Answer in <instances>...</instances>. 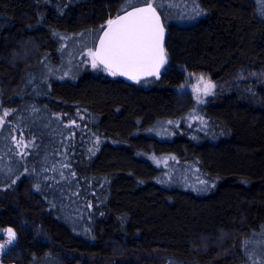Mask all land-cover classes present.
Masks as SVG:
<instances>
[{
	"label": "trees",
	"instance_id": "trees-1",
	"mask_svg": "<svg viewBox=\"0 0 264 264\" xmlns=\"http://www.w3.org/2000/svg\"><path fill=\"white\" fill-rule=\"evenodd\" d=\"M128 2L0 0L3 261L264 264V78L206 104L178 90L264 69V0H148L166 62L139 81L84 51Z\"/></svg>",
	"mask_w": 264,
	"mask_h": 264
},
{
	"label": "snow or ice",
	"instance_id": "snow-or-ice-1",
	"mask_svg": "<svg viewBox=\"0 0 264 264\" xmlns=\"http://www.w3.org/2000/svg\"><path fill=\"white\" fill-rule=\"evenodd\" d=\"M136 2L145 3L146 7H133L129 0L127 6L133 7V10L116 19H109L107 27L103 28L98 47L95 51L90 49L88 55L93 68L103 65L113 76L119 74L139 81L141 75L159 74L165 62V52L162 46L164 28L156 8L148 0ZM199 83L204 84L205 95L210 94L215 87L211 81H205L204 77L199 78ZM196 91L199 92L200 89L197 88ZM196 99L201 102L199 95ZM8 114L7 111L4 113L5 116ZM7 233L8 243H11L15 239V233L12 229H7Z\"/></svg>",
	"mask_w": 264,
	"mask_h": 264
},
{
	"label": "rangeland",
	"instance_id": "rangeland-1",
	"mask_svg": "<svg viewBox=\"0 0 264 264\" xmlns=\"http://www.w3.org/2000/svg\"><path fill=\"white\" fill-rule=\"evenodd\" d=\"M151 2H153V0H151ZM87 45L89 46V40H87L85 43L84 51H85V55L87 54L86 55V58L88 59L87 61L90 64H92L91 63V57L88 55V52H89L88 50L90 47L87 48ZM92 51H94V48ZM108 74L111 77L113 76L109 72H108ZM200 77H204L205 81H211L215 85V87L212 89L210 94H208V95L204 94V92H203L204 84L199 83ZM261 78H264V69H259V70H254V71L248 70V71H244V72H241V73L235 74V75L230 74V75H227L226 77H224L223 79L216 80V81L212 80L205 73L187 72L185 80L182 84H180V86L178 87V90L181 92H188L195 104H206L208 102V100L213 96L214 92L217 89L227 88V87L231 86L232 84H234V83H236L242 79L254 80V79H261ZM128 81H136V80H128ZM197 88L200 89L199 92L196 91ZM197 95H199L201 102H197V99H196ZM0 106H1V103H0ZM3 115H4V113L1 112V107H0V116H3ZM180 120L178 122H180ZM182 120H183L184 126L186 128H191V129H195V130L200 128V124H199L200 120L197 119V116L194 114V112L192 110L187 112L184 115V117L182 118ZM178 122L175 121V123H172V125L177 126L179 124ZM166 125L167 124H164L162 126L163 130L161 129L162 130L161 135H162V133H163V135L166 134L167 136L170 134V132L165 127ZM169 126H168V128H169ZM169 159H170L169 157L168 158L167 157H158L154 160H155L156 164L165 166L167 163L170 162ZM0 234L2 236V238L0 239V246H3L2 248H8V246L11 243H13V242L8 243V233L2 232ZM0 264H6L2 259L1 252H0Z\"/></svg>",
	"mask_w": 264,
	"mask_h": 264
},
{
	"label": "water",
	"instance_id": "water-1",
	"mask_svg": "<svg viewBox=\"0 0 264 264\" xmlns=\"http://www.w3.org/2000/svg\"><path fill=\"white\" fill-rule=\"evenodd\" d=\"M148 3H151V2H148ZM152 4V3H151ZM154 6V5H153ZM133 7H146V4L145 3H142V4H138V5H134ZM133 7H130V8H128V9H126V10H124V11H122L121 13H119L118 15H116L115 17H113V18H111V19H116L118 16H121V15H124L126 12H128V11H132L133 10ZM155 7V6H154ZM156 8V7H155ZM156 11H157V15L160 17V23H161V26L164 28V37H163V41H162V46H163V48H164V40H165V35H166V31H165V26H164V23H163V20H162V17H161V15H160V13L158 12V10L156 9ZM107 27V23L105 24V26L103 27V28H106ZM103 28H102V30L100 31V33H99V35H98V37H97V39H96V42H95V45H94V51L96 50V48L98 47V45H99V41H100V37L103 35ZM164 52H165V48H164ZM165 62H166V58H165ZM165 62H164V64L161 66V68H160V71H159V74H160V72L162 71V69H163V67H164V65H165ZM100 66H102L104 69H105V67L103 66V65H100ZM117 76H120V77H122V78H124V79H126V80H131V79H129L127 76H123V75H117ZM154 76H157V75H152V76H143V75H141V77H140V79L139 80H144V79H148V78H151V77H154Z\"/></svg>",
	"mask_w": 264,
	"mask_h": 264
}]
</instances>
